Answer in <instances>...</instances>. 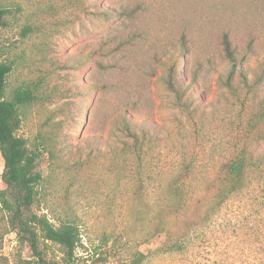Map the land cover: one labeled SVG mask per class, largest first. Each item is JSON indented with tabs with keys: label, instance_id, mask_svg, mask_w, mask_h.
<instances>
[{
	"label": "rangeland",
	"instance_id": "1",
	"mask_svg": "<svg viewBox=\"0 0 264 264\" xmlns=\"http://www.w3.org/2000/svg\"><path fill=\"white\" fill-rule=\"evenodd\" d=\"M0 6L6 10L0 62L12 66L6 95L27 90L40 98L20 107L18 130L40 151L36 170L49 176L34 210L55 224L69 217L79 225L78 264H117L136 250H154L159 240L144 239L153 223L142 215L173 179L207 194L238 146L264 151V82L248 92L238 73L233 89L225 85L229 60L220 42L230 30L252 83L264 59V0H0ZM184 37L181 78L194 88L188 107L165 83L170 53ZM127 128L147 136L142 157L127 149ZM3 168L0 154V188ZM194 201L189 206L199 207ZM15 246L8 235L2 253L11 256ZM49 252L61 256L58 245ZM23 255L30 257L29 248Z\"/></svg>",
	"mask_w": 264,
	"mask_h": 264
},
{
	"label": "trees",
	"instance_id": "2",
	"mask_svg": "<svg viewBox=\"0 0 264 264\" xmlns=\"http://www.w3.org/2000/svg\"><path fill=\"white\" fill-rule=\"evenodd\" d=\"M5 16L6 10L0 6V27ZM185 40L184 37L175 44L170 53L165 83L176 100L188 107L186 97L194 88L181 78ZM220 42L229 60L224 84L233 89V78L239 73L248 92H255L264 82V59L250 83L236 56L230 30L221 33ZM11 70L10 63L0 62V154L4 163L0 188V264H78L79 225L69 217L55 224L46 214L34 210L49 176L36 170L40 151L31 149L18 130L20 107L40 98L27 90L7 96ZM127 132L131 142L127 149L139 150L142 157L140 152L144 153L147 136L131 128ZM221 171L218 183L212 185L210 193L202 195L190 190L189 180L173 179L169 190H164L166 196L157 198L156 207L141 214L144 220L149 213L153 223L151 230L145 231L144 239L157 238L159 243L154 250H136L131 258L117 264H264V151L255 146H238ZM192 201L200 206L190 207ZM235 205L237 210L232 208ZM10 234L15 235L16 249L6 256L2 248ZM53 244L58 245L61 256H51ZM24 248H29L30 257L23 255Z\"/></svg>",
	"mask_w": 264,
	"mask_h": 264
}]
</instances>
